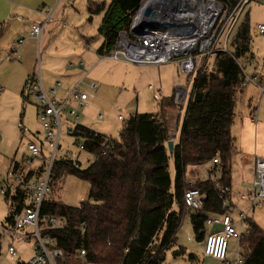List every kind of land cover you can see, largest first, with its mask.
Here are the masks:
<instances>
[{
	"label": "trees",
	"instance_id": "obj_1",
	"mask_svg": "<svg viewBox=\"0 0 264 264\" xmlns=\"http://www.w3.org/2000/svg\"><path fill=\"white\" fill-rule=\"evenodd\" d=\"M145 0H111L89 3L88 19L103 12L98 27L102 43L96 53L107 57L120 35L129 34L132 21ZM234 4L235 0H223ZM90 16V17H89ZM230 55L215 53L212 69L200 70L193 81L191 96L181 128L180 140L169 153L170 128L162 105L156 114H135L123 126L117 139L77 126L86 138L90 152H96L107 139L114 148L98 161L83 168L62 158L51 170L49 186L61 177L73 176L89 185L88 200L78 207L45 200L41 213L65 220L64 230H47L62 250L59 264H163L165 252L176 242L183 216L186 172L218 158L221 187H230V166L234 155L230 132L237 97L244 91L243 67L239 60L250 53L248 23L240 26L230 42ZM23 97V95H22ZM174 164V182L168 164ZM43 160L37 171H43ZM18 165L15 170H18ZM206 194L200 213L190 217L192 230L203 241L205 213L221 214L219 191L206 180L196 184ZM11 201L5 222L12 226L11 214L24 206L25 194H5ZM242 264H264V231L249 222ZM84 251V256L79 253ZM184 254L182 249L174 253ZM193 257L191 256V260Z\"/></svg>",
	"mask_w": 264,
	"mask_h": 264
},
{
	"label": "built area",
	"instance_id": "obj_2",
	"mask_svg": "<svg viewBox=\"0 0 264 264\" xmlns=\"http://www.w3.org/2000/svg\"><path fill=\"white\" fill-rule=\"evenodd\" d=\"M223 0H197L189 1L186 6L194 14L181 15L177 12L183 9L182 6L172 5L173 0H166L162 10H158V17L155 22L147 19L142 23H137L138 13L132 21L129 34L120 35L116 48L107 56L109 60L124 62L129 64H147L161 66L174 63L177 65L179 73L191 78L194 81L198 72L207 65V61L218 52L230 55L231 36L238 22L240 12L252 0H235L234 4L223 3ZM192 7V8H191ZM38 14L41 20L33 23L28 31V35L33 38L37 45L44 29L48 26L55 12V8H39ZM181 15V16H176ZM257 33L264 35V26H257ZM24 42L18 41V45ZM69 67H72L69 65ZM244 86L254 87L260 95H264V64L259 71L247 73L243 68ZM83 80H79L70 89L63 90L60 83H56L47 91L42 83L40 74V64L38 62L37 71L27 78L23 86V94L31 97L39 108L37 114L38 121L44 134V142L49 149L48 157L43 156V145L29 142L26 147V155L23 165L31 166L35 160H43V171L37 176V170H29L23 173L20 167L18 171L11 173V181H7L5 188L0 189V194L9 192L14 195L17 192L25 194L29 201L20 211H13L11 219L13 225L5 230L12 241L33 240L32 255L24 264H59L63 259L62 250L56 246L55 240L48 235H44L47 230H64L66 222L58 216H49L41 213L43 202L47 199L49 192V179L53 164L59 158L73 161L77 159L71 157L67 152L59 157L60 141L62 138V127L66 136L74 139L76 148L80 153H86L90 157L91 163L98 161L114 148L111 140L103 142L96 152H90L88 143H93L77 131V125L68 121L62 125L61 114L67 113L70 120L76 121L78 109L89 106L88 94L83 89ZM191 83L185 87H179L174 93V102L184 105L188 100ZM90 88L94 86L89 85ZM63 90V95L60 94ZM75 103L76 108L65 109L68 103ZM23 133L29 131L19 125ZM41 157L43 159H41ZM218 158L211 160V168L199 166L206 173L208 180L215 185L219 191L221 214L206 216L205 227L219 226L221 230L209 233L204 240V255L220 264H242L244 260L243 242L249 234L247 225L250 212L257 205L264 202V159L255 158L253 162V181L251 189L238 195L241 202L247 204V210L241 211L231 200L230 190L218 184L219 168ZM183 192V207L192 213L202 211L204 202L207 199L205 193L196 188V184L188 182ZM235 212V217L232 213ZM30 228V230H29ZM234 240L237 243V251L233 259L228 258V242ZM7 254L10 259L17 257V250L13 244L8 246ZM84 251L79 253L83 257Z\"/></svg>",
	"mask_w": 264,
	"mask_h": 264
},
{
	"label": "rangeland",
	"instance_id": "obj_3",
	"mask_svg": "<svg viewBox=\"0 0 264 264\" xmlns=\"http://www.w3.org/2000/svg\"><path fill=\"white\" fill-rule=\"evenodd\" d=\"M86 1L87 0H61L56 17L48 24L49 27L50 25L53 26L51 28V39L53 40L51 42L52 52H50L53 58L51 61L47 62V69L53 67L55 56L71 61V57L80 56L83 51L96 52L101 45L102 38L97 30L102 20L103 12L91 15V20L88 22ZM92 1H99L106 7L111 2V0ZM146 1L148 0H145L144 2ZM244 23H248L249 26L250 53L240 59L239 62L242 67L250 73L252 69L257 68L258 66L261 67V65L264 64V35L257 33V26H264V0H252L243 8L242 12H240L238 22L231 38L235 36L240 26ZM53 51H56L57 54H54ZM43 55L44 50L43 47H41L38 49L37 53L40 63L44 61ZM5 58L6 56L2 58V54H0V63L3 64L9 62L8 59ZM102 62L104 63L96 70L95 76H99V78L103 79L105 83L111 85L112 88L106 86L103 87L98 92L97 102L95 101L93 104H89L88 107L78 110L77 121L70 120L67 113L63 112L61 114L62 125L65 121L73 123V125L78 124L79 121H85V124L88 125L86 126L87 128L103 136L117 139L119 131L130 116L136 113H155L157 111V105L160 104L165 97L173 96L175 91V89L173 91V83L175 80H179V84L176 87H183L191 80V78L180 74L178 67L175 64H164L157 67L147 64L116 63L106 59ZM213 65L214 57H211L207 61L208 70L212 69ZM173 68L174 71H172ZM2 72H4V69ZM45 73L46 70L43 68V74ZM161 75L162 77L160 81L159 78ZM86 81H88V79ZM0 86L1 189L5 188L6 181H11L12 179L10 172L12 162L19 164L23 173H27L29 170H36L41 165V160H35L31 166L23 165V158L26 155V147L29 142H34L38 145L42 143L43 156L46 158L49 155V149L44 142L43 130L37 118L39 108L34 103L33 99L31 97L27 98L25 94L24 97H21L20 94L10 93L2 84H0ZM191 87L192 85L190 86L189 91L191 90ZM97 88L93 91L87 90V92L90 93L89 100H92V97H95L94 94L96 93ZM250 98L252 100V106H255L257 111L260 106H264V96L260 97L259 95H256L255 91L249 86L243 97H237L235 111L237 119L244 116L248 118L256 117L257 111L253 116H249L248 113L247 102ZM71 108L75 109L76 104L71 102L65 106V109L67 110ZM262 110L264 114V109ZM171 114H174L175 116V112ZM98 115L102 116L101 120H97ZM118 115H121L124 120H118ZM183 117L184 111L181 113L178 127L172 130L173 135H175V138H173L176 142L175 145L179 143ZM259 119L264 120V115L260 117V114L257 113L256 120ZM19 125L29 130V133H22ZM67 152L71 154V157L78 158V161L83 168L91 163L89 155L79 152L75 146L74 139L66 136L65 129L62 127L59 157L65 155ZM41 159L43 158L41 157ZM168 172L173 184L175 171L172 161L168 164ZM234 174H236L233 179V189L235 191L236 188L239 189L238 180L241 176L235 173V171ZM188 176H191L189 180H195L194 176L202 180L206 178V173L203 169L196 168L194 173H190L189 170L188 173H186L187 178ZM68 181V176H64V180H58L52 185V187H50L47 196L55 199L61 197V190L64 186L63 184ZM233 193V196H235L236 192ZM241 193H244V191ZM232 200L241 211L245 212L246 209L243 202L239 199L236 200V197H233ZM28 202L29 201L26 200V203ZM8 210L9 208L6 205L4 196L0 194V264H24L29 259L33 247L35 246V242L32 239L27 242L17 240L12 241L10 239L2 228L3 226H8L5 224ZM185 213L186 214L183 215L180 227L176 234V242L166 250L163 264H219L217 261L204 255V244L202 241H198L195 238L189 211L185 209ZM235 215V212H233L232 216ZM249 217L264 231V202L257 205ZM213 229L214 227H210L208 231L212 232ZM231 242L233 243V241ZM231 242H229L228 251L233 250ZM11 244H13L14 248L17 250V257L15 260L10 259L7 255V248ZM180 249H182L184 254L175 255L174 253H177ZM191 256L193 257L192 260Z\"/></svg>",
	"mask_w": 264,
	"mask_h": 264
},
{
	"label": "crops",
	"instance_id": "obj_4",
	"mask_svg": "<svg viewBox=\"0 0 264 264\" xmlns=\"http://www.w3.org/2000/svg\"><path fill=\"white\" fill-rule=\"evenodd\" d=\"M87 6L89 3H96V4H102L99 1H92L87 0ZM61 4V0H0V54H2V58L6 56L5 59H8L9 62L6 63H0V84L3 85V87L10 93L20 94L21 97L23 94V86L27 78L34 75L37 71L38 62L40 64V74L41 79L44 88L49 91L56 83H60L62 85L63 90L70 89L75 83H77L79 80H83V89L88 94V97L90 96V93L87 92V90L93 91L97 88L96 93L94 94L95 97H92V100H89V104H93L95 101L97 102V95L98 92L103 87H111V85L105 83L103 79L99 78V76H95L96 70L102 66L104 62H102L104 59L109 60L107 57H100L96 54V52H86L83 51L80 56H74L71 57V61H67L66 59H62V57L55 56L54 59V65L51 69H47L46 64L48 61H51L53 56L50 54L52 52V46L51 42L53 41L51 39V28L53 26L49 25L44 29V32L42 34L40 45H37V42L31 38L28 35V31L33 23H38L41 20L40 15L38 14L39 8H55L54 15L52 17V20L56 17L57 10L59 9V6ZM110 4V3H109ZM104 5V4H103ZM105 6V5H104ZM106 7V6H105ZM35 21V22H34ZM20 39H23L24 42L21 45H18V41ZM102 43V42H101ZM43 47L44 55H43V62L40 63L37 57L38 49ZM100 47V46H99ZM54 54H57V52L53 51ZM66 60V61H65ZM112 61V60H110ZM115 62V61H113ZM116 63H124V62H116ZM73 64V65H72ZM174 64V63H169ZM71 65L72 67H69ZM176 65V64H175ZM159 67V66H157ZM262 67V65H261ZM260 66H258L255 69H252L250 73L257 72L261 69ZM43 68L46 70V73L43 74ZM4 69V72L2 70ZM159 69V68H158ZM48 70V71H47ZM51 70V71H49ZM174 71V68L172 69ZM45 72V71H44ZM160 73V72H158ZM249 73V72H247ZM161 74V73H160ZM175 76V74H174ZM160 76L159 80L161 81ZM88 79V81H86ZM93 80V81H92ZM188 83H191L193 87V81L190 80ZM188 83L185 85L187 86ZM93 85V88H90L89 85ZM97 84V86H96ZM179 84V80H175L173 83V91L176 90L179 87H176ZM183 86V87H185ZM191 90L189 91L191 96ZM249 86L244 88V91L239 96L243 97L246 89ZM251 88L255 91L256 95H259L260 97H263L264 95H260L257 90L251 86ZM1 89V86H0ZM63 90L60 94L63 95ZM175 93V91H174ZM174 93L172 97H165L163 101L157 105V111L155 113L150 114H156L159 111L160 106L162 105V109L166 113V117L168 120V125L170 128V135L168 138V141H173V145L175 146V141L173 138H175V135H173V129L178 127V123L181 118V113L184 111V117L187 109V105L189 102V98L186 101L184 105H178L174 102ZM28 98V97H27ZM251 98L247 102V108L249 116L255 115V112L257 111V108L255 106H252L251 104ZM180 106V107H179ZM184 109V110H183ZM264 106H260L258 111L256 112V117L248 118L246 116L241 117L239 119L236 118V114L233 119V123L230 128L231 135L233 137V146H234V155L231 160V166H230V198L231 200L233 197H236V200L238 199V195L245 194L251 189V184L253 181V162L255 158H263L264 159V120H256L257 119V113L260 114V117H262ZM80 110V109H78ZM178 110V111H177ZM236 111V109H235ZM175 112L174 114H171ZM138 114V113H136ZM147 114V113H145ZM135 115V114H134ZM132 115V116H134ZM130 116L129 119L132 117ZM175 118V119H174ZM78 119V115H77ZM76 119V121H77ZM102 116L98 115L97 120H101ZM118 120L123 121L124 118L121 115H118ZM128 119V120H129ZM127 120V121H128ZM126 121V122H127ZM125 122V123H126ZM123 124V126L125 125ZM77 126H81L83 128H86L90 131H93L89 128H87L85 124V121H79ZM171 125V127H170ZM183 125V122H182ZM122 126V128H123ZM121 128V129H122ZM182 128V126H181ZM29 131V130H28ZM121 131V130H120ZM119 131V132H120ZM22 132V131H21ZM96 133L95 131H93ZM23 133V132H22ZM99 134V133H96ZM119 134V133H118ZM101 135V134H99ZM103 136V135H101ZM107 137V136H105ZM110 138V137H108ZM180 140V137H179ZM26 154V153H25ZM25 157V156H24ZM62 157V156H60ZM24 159V158H23ZM78 161V158H75ZM58 161H62V158H59ZM235 163V164H234ZM80 164V163H79ZM19 164L11 163L10 166V172L13 173L15 171V167ZM81 165V164H80ZM41 166V165H40ZM39 166V167H40ZM202 167H205L207 169L211 168L210 162L200 165ZM38 167V169H39ZM197 167L194 168H188L187 172L190 170V173H194V170ZM38 169H36L38 171ZM237 173L241 178L238 180L239 189H233L234 186V176ZM38 176V175H37ZM192 176V175H191ZM190 176V177H191ZM197 176V174H196ZM196 176L195 180L188 178H185L186 184L188 182L192 183H199L208 180V177L206 175V178L200 180ZM69 181L65 182L62 188L61 197L58 199H55L53 197L47 196L46 200L49 201H55L63 203L69 207H78L80 204L86 202L88 200V191H89V185L86 182L80 181L79 179L68 176ZM64 180V177H61L60 180ZM59 180V181H60ZM4 182V181H3ZM7 182V181H6ZM5 182V184H6ZM2 189V188H1ZM244 191V193H241ZM233 192H236L235 196H233ZM9 193V192H7ZM10 194V193H9ZM11 195V194H10ZM4 200L6 202V205L11 208L10 204L11 201L7 200L4 195ZM233 201V200H232ZM234 203V201H233ZM245 209L247 210V204L243 202ZM26 203V199L25 202ZM235 204V203H234ZM184 208V207H183ZM245 210V211H246ZM253 212V211H252ZM200 213V212H199ZM185 209H183V215H185ZM190 217L195 214L189 211ZM197 214V213H196ZM249 216L251 215V212L248 213ZM206 216L213 215L212 213H205ZM8 217V215H7ZM235 217V216H233ZM183 218V216H182ZM182 221V220H181ZM253 222L251 218H248V223ZM247 223V225H248ZM5 224H7L5 222ZM4 225V224H3ZM8 225V224H7ZM257 225V224H256ZM214 227L212 232H209L208 229L210 227H205V232L203 236V244L205 240V236L209 233L218 232L221 230V227L219 226H211ZM249 227V226H248ZM3 230H7L11 228L10 225L7 227L3 226ZM7 234V233H6ZM8 235V234H7ZM9 236V235H8ZM10 237V236H9ZM11 239V238H10ZM12 240V239H11ZM233 241V243L231 242ZM231 247L233 250L228 251V258L233 259L235 256V253L237 251V243L234 240H230ZM228 242V246H229ZM244 246V243H243ZM204 250V249H203ZM33 251V250H32ZM244 251V247H243ZM8 255V254H7ZM32 255V253H31ZM30 255V256H31ZM16 259V258H15ZM13 259V260H15ZM219 263V262H218ZM220 264V263H219Z\"/></svg>",
	"mask_w": 264,
	"mask_h": 264
},
{
	"label": "bare ground",
	"instance_id": "obj_5",
	"mask_svg": "<svg viewBox=\"0 0 264 264\" xmlns=\"http://www.w3.org/2000/svg\"><path fill=\"white\" fill-rule=\"evenodd\" d=\"M165 1L166 0H149L146 4L143 5V8H142L140 14L137 17V21L136 22L137 23H142V20L145 21L147 19L145 17L146 12L152 7H157L158 10H162L164 8V6H165ZM189 1L194 2L195 5L197 3L196 2L197 0H173L172 5L176 4V5H179V6L183 7V9H179L177 11V12H181L182 13L181 15H185V14L186 15H191V14H194V12L186 6V4ZM181 15H176V16H181Z\"/></svg>",
	"mask_w": 264,
	"mask_h": 264
},
{
	"label": "water",
	"instance_id": "obj_6",
	"mask_svg": "<svg viewBox=\"0 0 264 264\" xmlns=\"http://www.w3.org/2000/svg\"><path fill=\"white\" fill-rule=\"evenodd\" d=\"M148 1H146V2H144L142 4L141 8L138 11V14H140V12H141V10L143 8V5L146 4ZM157 9H158L157 7L150 8L146 12L145 17H147L150 21L155 22L157 20V17H158V11H157ZM167 148H168L169 153L172 154V151H173V142L171 140L167 142Z\"/></svg>",
	"mask_w": 264,
	"mask_h": 264
}]
</instances>
